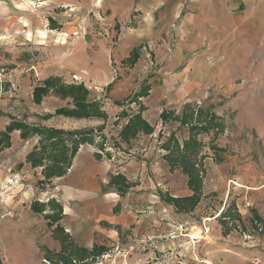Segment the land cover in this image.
I'll return each mask as SVG.
<instances>
[{
	"label": "rangeland",
	"instance_id": "1",
	"mask_svg": "<svg viewBox=\"0 0 264 264\" xmlns=\"http://www.w3.org/2000/svg\"><path fill=\"white\" fill-rule=\"evenodd\" d=\"M127 2L0 0V118L20 116L26 123L48 128L41 122L53 117L61 131L90 137L80 145L97 146L95 159L107 168L117 224L114 234L100 244L107 251L93 264H264V0ZM140 3L141 9L133 12ZM193 5L198 13L191 24L188 11ZM8 15L17 19L6 21ZM63 25L75 26V35L59 34ZM131 31L161 35L139 44L135 63L120 62L115 53L118 38ZM103 38L112 49L109 61L98 51ZM178 53L180 61L184 59L174 69ZM97 57L100 65H107L113 82L131 84L125 103L118 105L124 106L119 114H106L100 101L106 103L108 90L77 72L91 68ZM60 70L67 82L55 78L62 84L94 87L93 101L101 104L104 118L53 116L54 109L70 99L52 91L43 95L51 96L41 100L39 108L30 95L5 94L7 85L16 93L9 77L28 78L34 89L49 79L42 80L43 75ZM174 73H188V78L169 85ZM146 89L145 96L136 97ZM44 104L50 112L35 114L44 112ZM68 105L72 108L71 100ZM138 114L151 133L121 140L120 131ZM32 136L37 135L20 140L26 144ZM191 137L198 147H190L186 158L174 153L175 144L182 148ZM3 149L6 145L0 152ZM184 161L195 166L201 180L198 203L186 208L188 212L172 203L193 195L182 171ZM30 166L42 173V167ZM7 174L0 205L21 194L30 209L33 204L58 207L52 224L45 222V207L32 212L40 226L31 251L36 255L33 264H60L62 251L50 250V227L62 213L57 195H48L46 178L35 185L33 194L29 187L16 192L26 177L18 169H8ZM3 217L14 218L15 213L7 211ZM70 261L76 264L79 258Z\"/></svg>",
	"mask_w": 264,
	"mask_h": 264
},
{
	"label": "crops",
	"instance_id": "2",
	"mask_svg": "<svg viewBox=\"0 0 264 264\" xmlns=\"http://www.w3.org/2000/svg\"><path fill=\"white\" fill-rule=\"evenodd\" d=\"M101 1L104 2V4L106 2H112V0ZM134 1L135 0H128L127 4L132 5ZM142 4L143 3H140V5L136 4V9L132 6V11H139ZM156 4L158 3H155V6L157 7L158 5ZM155 6H152V9L155 8ZM194 8L191 7V11H188L191 24L192 22L195 23L198 13L196 6ZM226 11L230 14L229 5L226 6ZM126 17H128V13ZM115 18L114 14L113 19ZM7 19L14 21L17 17L8 15L6 21ZM51 19L53 18L51 17ZM74 30L76 31L75 26L63 25V28H61L63 33L59 34H62V36L67 34L70 35L75 32ZM73 35H75V33ZM156 35L160 36L161 33L155 34L153 31L152 33L148 31H131L128 35H122V37L118 38V45L115 49L116 57L120 62L124 61L129 57L132 51L137 50L140 43L144 42L146 39H151ZM98 51L101 53L100 57L104 60L108 57L109 61L112 49L109 47L107 39L103 38L98 42ZM177 56L178 57L174 56L172 61V64L175 65L174 69L177 65L180 66L184 59L183 58L180 61V53H178ZM98 57L94 58V65L91 68H81L78 69L77 72L85 73L87 79L92 80L93 82L95 81V83L102 88H106V90H108V94L105 98L106 103L104 104L102 102L103 100L100 101V103L104 105L103 110L108 115L114 113L119 114L124 106H120L119 109L118 105L125 103L124 100L128 98V95L131 92V84L129 80L113 82V78L110 75L107 65H100L97 60ZM55 77L61 78L62 81L67 82L63 70L43 75L42 80ZM185 77L188 78V73L179 75L174 73L172 79H169V85H174L178 82L181 83ZM37 81H40V79ZM8 82H11V85L15 87L16 93H12L9 85H7L8 89L5 94H8L10 97L30 95L32 100V87L34 86V83L28 78L24 80L20 77L14 76L9 77ZM84 85L90 91V100H95L96 98L91 92L94 87L92 88L87 84ZM50 96L51 95L46 96L42 100L50 98ZM65 101L67 104L64 107L70 108L68 105L70 100ZM36 107L39 108V105H36ZM60 108L61 107L59 106L58 108H55L54 111ZM42 110H44V112H39L38 110H35L34 112L37 115H43L46 112H50L45 108V104L42 105ZM22 112H25V110ZM19 118L20 116H16L13 119L0 118V132H4L6 126L12 121H18L19 123H24L30 127H39L35 124L26 123L25 120H20ZM52 118L45 122H41V125L48 128L59 129L60 127L54 126L58 120L54 121ZM63 119L69 120L72 118L63 117ZM39 139L38 136H32V139L24 144L22 143V140H20V131L14 130L9 134V139L6 144L2 143L0 145H6V149H3V151L0 152V189L4 186V179L8 175V169H18L26 177L24 184L17 189L16 192L21 189L24 190L25 187H29L30 192L33 194L35 185L44 181L41 168L40 171H36V169L31 168L30 163L28 164L25 162L26 155L29 152H32L34 149L38 151L40 148V144L38 145ZM66 147L67 156H69L71 144L66 143ZM96 153H98L97 146L92 147L89 145H80L71 161L67 173L62 177H53L45 181L48 188L46 191L51 192H47L48 195H57L58 198L55 201L62 207L59 221L50 227V250L53 252H59L67 241L73 243L79 248L90 249L94 244L100 245L103 240H106L105 236L110 237L114 234L113 224L117 223L114 222V216L112 214V207L114 204L110 203L111 190L107 187L109 180L108 171L103 162H101V159H95ZM44 164L46 165L49 163L44 161ZM29 203H24L23 196L17 194L13 199L11 197L6 198L5 205H0V261H5V264H33L36 260V255L32 253L31 250H33V244L36 242L40 224L37 223V220L33 217L34 214L32 213V209H30ZM37 207L40 210L45 207L46 211L42 212L47 214L45 222L46 224H52V221H54L53 216H57V212H59L58 207H53L51 205L48 207L46 205H38ZM7 211H13L15 217H3V214ZM56 227H58V229H56ZM52 236L55 237L56 241L53 240Z\"/></svg>",
	"mask_w": 264,
	"mask_h": 264
},
{
	"label": "trees",
	"instance_id": "3",
	"mask_svg": "<svg viewBox=\"0 0 264 264\" xmlns=\"http://www.w3.org/2000/svg\"><path fill=\"white\" fill-rule=\"evenodd\" d=\"M137 59V51H132L127 58V60H129L131 63H135ZM49 91H52L62 99L69 98L72 104V108H61L55 110L53 116H62L77 120L92 118L99 119L105 117L104 113L101 111V104L97 101L88 100L89 93L83 85H64L57 78H49L45 80L41 86L35 87L33 89V103L38 105L41 102L43 95L47 94ZM146 91L147 89L140 90L136 94V97L145 96ZM49 117H51V115L45 116L44 119ZM202 127L203 125H200V128ZM203 128L205 129V127ZM14 130L20 131V136L22 139L27 138L29 134L37 135L40 138L39 150L32 151L27 156L26 161L30 162L32 167H42V174L46 179L54 176L59 177L66 173L78 146L91 141L90 137L87 135L78 136L76 134L61 130L30 127L24 123L12 122L6 127L4 132H0V145L9 139V134ZM139 132L149 134L151 133V129L138 114L132 116L129 119L128 123L120 131L119 136L121 140L125 141L128 138L135 137ZM69 142L71 144V148L69 156H67L66 143ZM198 146L199 143L196 141V139L191 137L188 139V141L183 143L182 148H180L178 144H175V149L173 151L176 154H180L183 158H186L189 148ZM195 153L197 154L199 151L197 150ZM44 161L48 162L49 164L45 165ZM181 167L183 173L188 177V187L192 190L193 195L189 198L172 200V203L178 208V210L188 212V209L191 210V208L196 206L198 203V199L200 197L201 180L198 174L199 171L193 164H189L188 161H184L181 164ZM188 205H190V207H188ZM37 206V204H33L31 208L32 211L34 213L42 212V210H40ZM222 217H224V215H222ZM56 229H58V227H56ZM61 251L63 255L59 256L62 259L60 264H71L70 258L72 257L79 258V261L76 262V264H93L94 260L103 255L107 249L102 245L94 244L92 249L87 251L86 249L73 246L70 242H66L63 245Z\"/></svg>",
	"mask_w": 264,
	"mask_h": 264
},
{
	"label": "built area",
	"instance_id": "4",
	"mask_svg": "<svg viewBox=\"0 0 264 264\" xmlns=\"http://www.w3.org/2000/svg\"><path fill=\"white\" fill-rule=\"evenodd\" d=\"M13 215H11V217H12Z\"/></svg>",
	"mask_w": 264,
	"mask_h": 264
}]
</instances>
